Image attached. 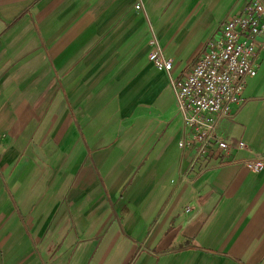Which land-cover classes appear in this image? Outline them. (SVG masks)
<instances>
[{"label":"crops","instance_id":"obj_1","mask_svg":"<svg viewBox=\"0 0 264 264\" xmlns=\"http://www.w3.org/2000/svg\"><path fill=\"white\" fill-rule=\"evenodd\" d=\"M136 1L0 0V264H264V167L235 147L264 157V49L227 156L178 146L170 84L249 0Z\"/></svg>","mask_w":264,"mask_h":264},{"label":"built area","instance_id":"obj_2","mask_svg":"<svg viewBox=\"0 0 264 264\" xmlns=\"http://www.w3.org/2000/svg\"><path fill=\"white\" fill-rule=\"evenodd\" d=\"M135 9L143 8L137 0ZM149 43L148 58L154 66L168 73L172 58L165 57L157 37ZM264 49V2L249 0L240 13L232 14L221 25L216 36L207 40L205 51L187 73L170 77L177 102V113L188 130V139L180 140L179 147L193 144L195 158L217 148L216 155L227 156L233 146L217 131L221 121L234 117L232 104H240L245 79L257 74L260 52ZM237 149L247 150L242 164L259 172L264 157L238 141ZM194 165L191 164V168Z\"/></svg>","mask_w":264,"mask_h":264}]
</instances>
